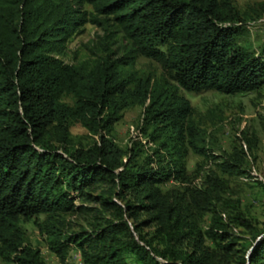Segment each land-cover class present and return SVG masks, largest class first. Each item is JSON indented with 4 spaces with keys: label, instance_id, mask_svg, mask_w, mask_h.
I'll use <instances>...</instances> for the list:
<instances>
[{
    "label": "trees",
    "instance_id": "trees-1",
    "mask_svg": "<svg viewBox=\"0 0 264 264\" xmlns=\"http://www.w3.org/2000/svg\"><path fill=\"white\" fill-rule=\"evenodd\" d=\"M84 23L113 30L86 59L64 63L65 43ZM244 24L228 0H0V261L46 264L26 243L22 224L31 222L58 264L70 247L83 264H129L126 256L133 264H264V228L224 198L220 175H242V161L208 154L179 94L235 95L264 84V42L257 53L240 45ZM138 56L157 62L160 74L131 70ZM134 105L154 146L148 155L110 139ZM73 123L89 146L72 147ZM188 151L215 170L201 175L198 164L186 173ZM168 181L177 185L161 190ZM91 213V230H66L65 215Z\"/></svg>",
    "mask_w": 264,
    "mask_h": 264
},
{
    "label": "rangeland",
    "instance_id": "rangeland-1",
    "mask_svg": "<svg viewBox=\"0 0 264 264\" xmlns=\"http://www.w3.org/2000/svg\"><path fill=\"white\" fill-rule=\"evenodd\" d=\"M244 20V31L237 42L250 51L258 52L264 42V0H228ZM85 13H89L88 6H82ZM113 27L84 23L67 39L63 54L59 57L64 63L75 64L87 58V48L96 43L99 38L111 32ZM121 35L116 32L112 39V49L120 53L119 46L123 44ZM131 70L137 74L157 77L161 70L157 62L138 56ZM189 103L192 120L202 130V146L209 155L217 158L236 155L242 161L245 171L238 177H220L227 183V192L224 198L236 200L239 211L249 219L256 229L264 228V84L257 90L242 94L224 95L213 90L199 93L179 90ZM62 101L71 104L70 97L65 95ZM142 109L138 105L126 108L121 118L114 123L110 136L113 144L121 149L137 148L144 155H148L154 148L153 144L139 130V121ZM71 145L74 149L85 148L91 144V138L77 123L69 127ZM185 162L186 173H191L195 166L202 165L203 175L207 171L215 170L212 160L201 157L188 151ZM198 179L193 181L197 184ZM168 181L159 185L161 190L176 186ZM105 187L96 190L99 193ZM79 205L80 201H75ZM85 206L94 208L93 203H84ZM92 213L88 216L72 214L65 215L64 222L68 232L91 230L94 224ZM109 217L108 214L104 215ZM110 218V217H109ZM39 220L43 216H38ZM26 243L38 249L40 257L46 264H58L55 256L46 248V237L40 235L37 228L31 223H23ZM242 240H247L249 234L236 228L232 231ZM129 264L133 258L126 256ZM0 264H3L0 261ZM65 264H83L79 252L70 247L66 254ZM228 264H235L230 262Z\"/></svg>",
    "mask_w": 264,
    "mask_h": 264
}]
</instances>
